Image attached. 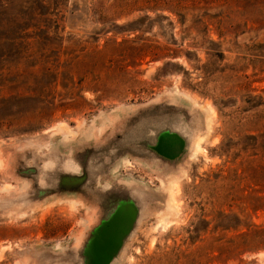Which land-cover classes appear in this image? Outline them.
<instances>
[{"label": "rangeland", "instance_id": "374dc122", "mask_svg": "<svg viewBox=\"0 0 264 264\" xmlns=\"http://www.w3.org/2000/svg\"><path fill=\"white\" fill-rule=\"evenodd\" d=\"M39 1L0 6V264H92L123 203L107 264H264V0Z\"/></svg>", "mask_w": 264, "mask_h": 264}, {"label": "water", "instance_id": "95a60500", "mask_svg": "<svg viewBox=\"0 0 264 264\" xmlns=\"http://www.w3.org/2000/svg\"><path fill=\"white\" fill-rule=\"evenodd\" d=\"M180 143L181 139L178 135L164 132L159 135L155 149L160 154L172 158L176 155ZM135 217L136 210L131 203H123L115 209L90 241L92 264H107L113 258L119 250L123 237L132 227Z\"/></svg>", "mask_w": 264, "mask_h": 264}, {"label": "trees", "instance_id": "16d2710c", "mask_svg": "<svg viewBox=\"0 0 264 264\" xmlns=\"http://www.w3.org/2000/svg\"><path fill=\"white\" fill-rule=\"evenodd\" d=\"M6 0H0V6H3V5H6ZM49 5H47V3L45 2V0H40L39 3H38V9H44V10H47L49 9L48 7ZM1 42V40H0Z\"/></svg>", "mask_w": 264, "mask_h": 264}, {"label": "bare ground", "instance_id": "6f19581e", "mask_svg": "<svg viewBox=\"0 0 264 264\" xmlns=\"http://www.w3.org/2000/svg\"><path fill=\"white\" fill-rule=\"evenodd\" d=\"M198 145V144H197ZM166 219V217H163V220H165ZM162 221V220H161Z\"/></svg>", "mask_w": 264, "mask_h": 264}]
</instances>
